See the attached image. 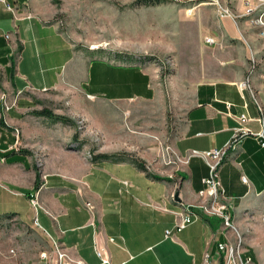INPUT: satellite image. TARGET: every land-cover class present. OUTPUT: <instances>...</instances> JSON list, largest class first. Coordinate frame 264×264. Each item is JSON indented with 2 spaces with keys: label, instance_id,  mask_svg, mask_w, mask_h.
<instances>
[{
  "label": "crops",
  "instance_id": "obj_1",
  "mask_svg": "<svg viewBox=\"0 0 264 264\" xmlns=\"http://www.w3.org/2000/svg\"><path fill=\"white\" fill-rule=\"evenodd\" d=\"M6 1L12 9L0 2V92L16 93L19 101L0 111L5 121L0 124V239H7L10 224H19L41 232L51 247L58 241L84 264H100L98 248L112 264H221L218 242L228 240L222 219L202 215L178 231L176 212L201 200L209 166L200 152L224 146L243 113L251 117L247 126L260 129L254 94L264 105V50L256 31L219 17L208 0H188L200 4L191 15L199 52L192 58V102L175 143L182 165L165 175L129 157L89 158L82 145L76 146L68 124L38 114L43 108L27 106L32 99L25 96L41 98L71 83L96 99L150 101L159 89L148 67L108 57L88 61L60 31L43 0ZM222 1L237 11L244 7L243 0ZM206 37L217 43H207ZM40 51L50 63L37 80L31 71ZM253 53L259 62L251 70ZM220 175L245 238L244 255L252 257L251 264H264V147L246 137ZM35 196L36 207L31 203ZM0 264L48 263L37 250L0 245Z\"/></svg>",
  "mask_w": 264,
  "mask_h": 264
},
{
  "label": "rangeland",
  "instance_id": "obj_2",
  "mask_svg": "<svg viewBox=\"0 0 264 264\" xmlns=\"http://www.w3.org/2000/svg\"><path fill=\"white\" fill-rule=\"evenodd\" d=\"M135 1L43 0L42 6L88 61L108 57L148 67L159 89L157 98L107 101L82 94L71 83L41 98L29 92L25 96L32 99L29 107L46 108L68 117L70 122L64 123L79 134L78 139L74 138L76 146L82 145L89 158L104 153L138 158L149 164L150 171L167 175L182 165L175 143L192 102V58L196 59L199 50L197 25L187 10L195 4L165 0L150 6L133 5ZM36 54L31 74L41 80L50 62L43 51ZM49 74L46 72L47 78ZM1 77L4 79V75ZM18 97L7 90L0 92V111L15 107ZM0 119L4 121L3 114ZM16 226L19 228L10 224L7 239H0L3 249L28 248L40 253L52 249L41 232Z\"/></svg>",
  "mask_w": 264,
  "mask_h": 264
},
{
  "label": "built area",
  "instance_id": "obj_3",
  "mask_svg": "<svg viewBox=\"0 0 264 264\" xmlns=\"http://www.w3.org/2000/svg\"><path fill=\"white\" fill-rule=\"evenodd\" d=\"M6 3L9 9L11 5L6 0H0ZM201 3V2H200ZM207 3L213 5L219 17L231 18L237 26L245 22L249 29L255 30L257 37L264 50V0H243V9L237 11L222 0H208ZM200 4H195L188 8L189 15L194 14V10ZM9 37V35H8ZM206 42L209 44H216L217 41L213 37H206ZM251 70H253L259 60L257 55H251ZM247 82H242L241 87L247 86ZM254 99L258 105L259 116L256 120L260 123V129L255 131L247 126V122L251 120L248 113H243L238 117L239 124L234 127L231 138L222 147H215L208 151L200 152L209 166V174L203 178L204 188L199 191L201 200L194 206L183 207L182 210L177 211L176 229L178 231L184 229L189 223L199 219L202 215L217 216L222 219L223 229L228 240L218 242V250L221 254V264H251L252 257L245 256L244 237L239 232L230 210L228 198L223 186L220 170L225 160L229 157L231 152H236L241 147V143L246 137H254L259 144L264 147V105L258 100L254 94ZM230 105V103H228ZM247 106V104H245ZM92 158V155H90ZM242 180L250 184L248 177L243 174ZM126 185L131 184L129 181H124ZM31 203L34 207L39 204L38 197H32ZM92 209L93 205L88 203ZM36 226L41 227L37 217L34 218ZM171 233L167 230V235ZM111 240H114L111 238ZM14 250H11L13 252ZM42 259L46 260L48 264H84L80 260L72 259L66 252V249L58 241H53L51 250H43L40 253ZM97 255L100 258V264H112L110 255L101 248L97 249Z\"/></svg>",
  "mask_w": 264,
  "mask_h": 264
},
{
  "label": "trees",
  "instance_id": "obj_4",
  "mask_svg": "<svg viewBox=\"0 0 264 264\" xmlns=\"http://www.w3.org/2000/svg\"><path fill=\"white\" fill-rule=\"evenodd\" d=\"M161 1H165V0H136L133 5H146V6H150V5H155V4H158L159 2ZM38 114H41V115H46L52 119H54L55 121H61V122H70V119L68 117H66L65 115H61V114H55L53 111L51 110H48L46 108L40 110V111H37ZM4 121L2 119H0V124H2ZM79 137V134L76 133L74 135V138L75 139H78ZM100 156L102 157H106V158H110L114 155H110V154H101ZM133 161L135 163H137L141 168L143 169H146V165H145V162L143 160H140L138 158H133Z\"/></svg>",
  "mask_w": 264,
  "mask_h": 264
},
{
  "label": "water",
  "instance_id": "obj_5",
  "mask_svg": "<svg viewBox=\"0 0 264 264\" xmlns=\"http://www.w3.org/2000/svg\"><path fill=\"white\" fill-rule=\"evenodd\" d=\"M175 197H176L177 200H180V198H179V192L176 193V196Z\"/></svg>",
  "mask_w": 264,
  "mask_h": 264
}]
</instances>
